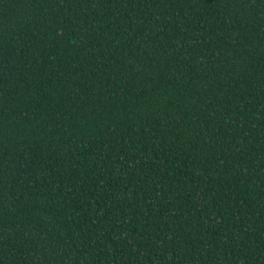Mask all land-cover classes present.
<instances>
[{
    "label": "trees",
    "instance_id": "1",
    "mask_svg": "<svg viewBox=\"0 0 264 264\" xmlns=\"http://www.w3.org/2000/svg\"><path fill=\"white\" fill-rule=\"evenodd\" d=\"M0 264H264V0H0Z\"/></svg>",
    "mask_w": 264,
    "mask_h": 264
}]
</instances>
